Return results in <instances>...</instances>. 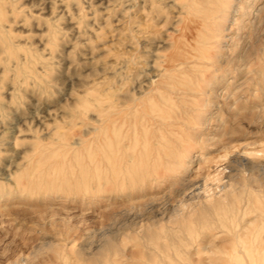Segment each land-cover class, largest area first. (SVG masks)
Masks as SVG:
<instances>
[{"label":"rangeland","instance_id":"1","mask_svg":"<svg viewBox=\"0 0 264 264\" xmlns=\"http://www.w3.org/2000/svg\"><path fill=\"white\" fill-rule=\"evenodd\" d=\"M244 1L236 2L221 51L236 58L234 72L217 81L215 94L183 100L215 105L203 110L207 127L197 133L204 139L218 130L211 138L219 143L212 152V143L205 150L204 143L183 144L194 158L179 178L200 184L202 204L180 207L177 181L152 188V174L141 172L155 167L154 137L174 145L189 133L158 129L151 119L166 71L179 66L186 41L195 45L185 29L204 32L186 19V0H0V264H251L237 259L227 233L239 224L245 240L259 234L264 243V0L251 18L238 13ZM210 48L198 54L210 58ZM176 104L162 112L180 113ZM195 119L189 115L188 124ZM105 129L130 146H121L128 164L117 180L111 174L108 193ZM237 155L255 169L231 193L222 189V165ZM135 180L150 186L136 190ZM248 201L247 215L233 218L232 207ZM254 260L264 264V252Z\"/></svg>","mask_w":264,"mask_h":264},{"label":"bare ground","instance_id":"2","mask_svg":"<svg viewBox=\"0 0 264 264\" xmlns=\"http://www.w3.org/2000/svg\"><path fill=\"white\" fill-rule=\"evenodd\" d=\"M237 1L239 0H186L185 4L183 5L186 19L187 20H189L190 18L196 19V22L195 21L192 22L193 25L199 26L201 24L204 32H201L199 30L189 31V28L185 29L188 31L186 38L192 36V40L194 41L195 45H193L190 41H186L185 51L179 56V60H180L179 66L174 68V70L170 69L166 71L165 77L169 79L168 80L169 83L164 82L160 84L161 86H159L156 90V93L158 94V99L160 100L161 104L159 105V111L157 112V114L156 113L152 114L151 119L156 121V124L159 126L158 129L164 130L167 127L178 126L180 128H185L189 133L188 134L186 133V137L184 140L179 136L178 139L174 140L175 143L174 145L172 143H169L163 137H154L155 145L154 147H152L151 151L156 153L155 157L152 159L153 165L155 167L152 173H149L147 170H144L141 172V175H145L146 173L149 175L152 174L151 176L153 177V181L150 183L154 185L152 186V188H157L161 186L163 187L164 182L169 180L177 181V183L175 184L177 185V187H172V192H174V194L177 195V197L180 199V205H179L180 207H186L187 206L186 204L188 202L198 201L197 203L198 205L201 206L202 204V202L200 201L201 196L199 194L200 184L197 182H193L191 180L184 181L181 180V178H179L183 173L187 174L190 171L189 164L190 162H192L194 158L193 151H184L185 149L182 148L183 144L185 142L187 143L193 142L196 144L204 143L203 148L205 150L207 148L206 147L207 144L212 143L210 145L211 147L208 149L209 152H212L215 150L214 146H216L219 143V139L211 138L212 136L213 137L219 136L218 130H214V131L208 130V134L203 136L204 139L198 136L197 133V131H200L202 128L207 127L206 126L207 119L206 118L204 119L202 117L204 116L203 110L211 107H215V105H212L211 103L210 104L206 103L205 105L203 104L202 107L197 105L187 106V104L183 103V100H185L186 98H191V100L193 101L197 99L203 100L207 95L215 94L217 81L219 79H225L228 76H231V74L234 72V69L236 67L235 65L236 58L223 59L221 56V51L224 48L223 47L225 43L224 39L226 38L225 34L228 31L227 24L231 20L232 12L235 11L236 7H238V5H236ZM258 1L259 0H245L244 2L246 3H242L238 13L248 18H251L252 16H254L255 13L252 12L254 6H256L254 4L255 2ZM260 10L261 9L256 8V12H260ZM241 30L243 29L240 28L239 31ZM207 47L208 49L211 47L210 49L213 50L214 53L210 58L198 54L199 49L207 48ZM202 67L205 68V71L201 74L197 73V71ZM239 69H242L241 65L237 66L236 69L237 72ZM178 70H179L178 72L179 74L177 77L175 72ZM208 71L210 72L209 77H208V73H209ZM188 78L191 79L187 81L186 79ZM193 78L196 80L195 83L193 81ZM179 80H183V82ZM160 87H162V89H165L166 94L174 96L173 100H170L169 98L167 99L163 95V93L160 92ZM110 91L112 90L110 89ZM176 101L180 103L181 107H183L180 113L171 115L169 113L166 114L162 112L163 110L162 108L164 107L169 110L178 108ZM112 108L107 106L104 113L105 122L107 121L109 122L110 120L109 112L111 111ZM114 114L116 115V113ZM189 115H194L196 117L195 124L193 125L188 124L187 119ZM210 115L213 116L212 113H210ZM108 133H109L108 129H105L104 137L102 140L103 151H102V160H101V164L105 172L104 181H105L106 193L109 192L108 185L112 181L111 174L114 180H117V170H119L118 168L121 167L123 168L124 165L128 164L127 162L126 163L124 162L122 164L120 161V158L124 155L121 146H123L125 150L130 149L129 145L127 144L123 145V141L122 142L120 141L119 134L116 131L114 132V139L108 137ZM227 135H232V132H226L222 134V137H225ZM113 147H115L114 150L112 149ZM196 158L199 157L196 156ZM132 160L133 158H130L128 162L131 163ZM248 160L244 156L237 155L234 158H229L227 162L222 165L223 168L222 175H224L225 172L228 173V175L226 174L223 177L222 181L226 180L227 182L225 181L226 184L222 186V189L230 187L232 188L231 193H234L237 190L242 189L243 183L241 181L240 182L237 181V178L241 177L242 174H244L247 170L251 169L252 172V170L255 169V165L250 164ZM200 161L203 162V158ZM215 180L221 182V179H219V177L215 178ZM147 183L143 181L139 182V180H135L133 182V186L135 187L136 190H145L148 188V186H150ZM218 187L219 186H217V188ZM203 188H205V186ZM219 188L218 190H220ZM200 192L202 191L200 190ZM103 198H105L103 200L106 202L107 197H103ZM249 203L250 202L248 201L244 205L237 206V208L232 207L230 212L233 218L236 219L238 217L243 219L244 216L247 215L249 210H251L249 209L250 206ZM233 204H235V200H233L232 206ZM203 205L205 206L204 207L205 210L206 204L203 203ZM195 206L197 205H194V208ZM180 211H181L180 209L175 208L174 216L177 217ZM218 229L221 228L218 227L215 230ZM227 230H228L227 233H231L234 237L233 245L231 246V249L237 255V259L243 261L246 260V258H248L251 264H255L254 256L259 254L260 250L261 252H264V243L263 240L261 241V236L259 234L253 235V237L248 242L247 240L244 239L245 237L243 234L244 232L242 229H239V224L236 225V227H234L233 229L231 228Z\"/></svg>","mask_w":264,"mask_h":264}]
</instances>
